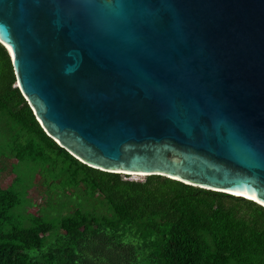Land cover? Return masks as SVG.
I'll return each mask as SVG.
<instances>
[{"label": "water", "instance_id": "water-1", "mask_svg": "<svg viewBox=\"0 0 264 264\" xmlns=\"http://www.w3.org/2000/svg\"><path fill=\"white\" fill-rule=\"evenodd\" d=\"M0 43L82 163L264 206V0H0Z\"/></svg>", "mask_w": 264, "mask_h": 264}, {"label": "trees", "instance_id": "trees-1", "mask_svg": "<svg viewBox=\"0 0 264 264\" xmlns=\"http://www.w3.org/2000/svg\"><path fill=\"white\" fill-rule=\"evenodd\" d=\"M0 114L29 137L20 143L21 161L60 165L64 185H85L109 207L107 215L77 211L24 227L12 213L19 193L0 187V264H264V206L164 176L128 180L82 163L44 131L1 43ZM131 237L150 248L145 263Z\"/></svg>", "mask_w": 264, "mask_h": 264}, {"label": "rangeland", "instance_id": "rangeland-1", "mask_svg": "<svg viewBox=\"0 0 264 264\" xmlns=\"http://www.w3.org/2000/svg\"><path fill=\"white\" fill-rule=\"evenodd\" d=\"M28 142L29 137L13 126L7 116L0 114V187L19 193V203L12 211L19 226H31L37 217L57 220L77 211L109 214L107 204L101 198L92 197L85 185L78 186L74 182L64 185L66 179L60 165L44 160L21 161L18 149ZM125 179L144 181L146 176L132 174L125 175ZM58 232H52L48 240H56L62 230L58 228ZM129 243L145 263L150 248L138 237H131Z\"/></svg>", "mask_w": 264, "mask_h": 264}, {"label": "bare ground", "instance_id": "bare-ground-1", "mask_svg": "<svg viewBox=\"0 0 264 264\" xmlns=\"http://www.w3.org/2000/svg\"><path fill=\"white\" fill-rule=\"evenodd\" d=\"M136 175V174H135ZM138 175V174H137ZM237 196H239V197H242L243 195H240V194H236ZM248 198V197H247Z\"/></svg>", "mask_w": 264, "mask_h": 264}]
</instances>
